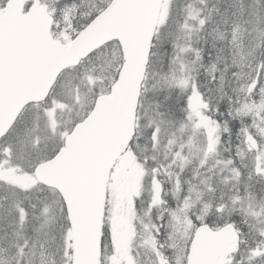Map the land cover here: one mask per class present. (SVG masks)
Masks as SVG:
<instances>
[{
	"label": "snow or ice",
	"instance_id": "6c2138e0",
	"mask_svg": "<svg viewBox=\"0 0 264 264\" xmlns=\"http://www.w3.org/2000/svg\"><path fill=\"white\" fill-rule=\"evenodd\" d=\"M0 264H264V0H0Z\"/></svg>",
	"mask_w": 264,
	"mask_h": 264
}]
</instances>
